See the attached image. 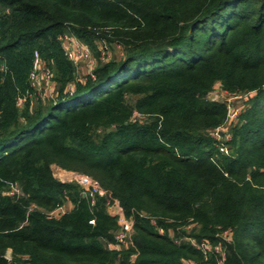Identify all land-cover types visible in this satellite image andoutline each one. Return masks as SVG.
<instances>
[{
	"label": "trees",
	"instance_id": "trees-1",
	"mask_svg": "<svg viewBox=\"0 0 264 264\" xmlns=\"http://www.w3.org/2000/svg\"><path fill=\"white\" fill-rule=\"evenodd\" d=\"M63 33L121 54L79 79ZM36 50L56 93L22 109ZM218 84L243 98L235 118ZM53 164L119 201L133 245L109 248V196ZM187 237L264 264V0H0V264H219Z\"/></svg>",
	"mask_w": 264,
	"mask_h": 264
},
{
	"label": "rangeland",
	"instance_id": "rangeland-1",
	"mask_svg": "<svg viewBox=\"0 0 264 264\" xmlns=\"http://www.w3.org/2000/svg\"><path fill=\"white\" fill-rule=\"evenodd\" d=\"M67 34H69V33H67ZM100 46L102 48L101 55H97L94 52V50H92L89 46L88 47L90 48V53L87 56L84 53H82V56H81V52H78L77 56H76V53H74V55L72 57H70L64 51L65 55L69 59H71L74 62V64L76 65V67H77V72L76 73H77V77L79 79L80 78L81 79H85L84 77H86V75L88 73H92V71L95 68V66L97 65L99 59H105L108 56L121 54V49H120V47L118 45L114 44V45H110L109 48L108 47L105 48V46H103L102 43H100ZM38 65L39 66L35 70L36 71V76L34 78L30 77L31 88L28 89L26 94L22 97V98H24L22 103L18 102V105L22 109L25 107V101H26L25 98H27V97L31 98V101L38 102L41 98L42 99H46V98L51 97L52 95H54L56 93V83L53 80L54 71L43 60L40 52H39ZM218 87H220L219 84L217 86V89L212 91L209 94V97L211 99L220 100V101H224V100L228 99L227 100L228 104L231 105L230 106V108H231L230 116L236 110L240 111L241 108L244 106L243 98L242 97L240 98V96L231 95L229 92L225 91L221 87L218 89ZM70 88H74V85H71ZM135 115L142 116L140 113L135 114ZM52 170H53V173H54L55 177L60 179V180H62V181H70L72 173H80V172H77V171L66 170V169L62 168L61 166H59L57 164H53L52 165ZM83 174H85V173H83ZM86 175H88V174H86ZM6 191H7V189L5 190V192ZM22 192H23V190H22ZM8 194L12 195L9 192H8ZM23 195H24V192L19 194L18 196H23ZM63 207H64V209H67V208L71 207V204L67 203ZM53 210H51V211H53ZM108 211H109L110 214H112V213L117 214V213L121 212V210L118 208V204L117 203H115L114 201H110L109 202V197H108ZM47 212L49 214L50 211H47ZM124 213H125L124 210H122V214L123 215H125ZM114 214H112V215H114ZM125 217H126V215H125ZM117 219H118V222H119V217H117ZM127 220L132 224V227H133V223H134L133 219L132 218H127ZM192 228H193L192 225H186V226H183L181 229H186L188 232H191ZM213 247H214V245H213ZM216 247L219 248L217 250L219 253L221 251H223V247H222V245L220 243L216 244ZM6 256L9 259H12V249L11 248L7 250Z\"/></svg>",
	"mask_w": 264,
	"mask_h": 264
},
{
	"label": "built area",
	"instance_id": "built-area-1",
	"mask_svg": "<svg viewBox=\"0 0 264 264\" xmlns=\"http://www.w3.org/2000/svg\"><path fill=\"white\" fill-rule=\"evenodd\" d=\"M59 39L63 44L65 53L69 55L70 57H72L74 53H76V56H77L78 52H81V56H82V53H84L86 56L90 53V48L86 44L82 43L80 39L76 37L75 35L63 33V34H60ZM38 62H39V51L36 50L34 53L33 69L30 74V77L32 78L36 76L35 70L39 66ZM23 100L24 98L20 97L18 99V102L22 103ZM230 106L231 105L229 104V113L231 112ZM239 112H240L239 110H236L235 112L231 114V116L235 118L239 114ZM221 133L222 132L220 131V129L217 128L212 132V135L215 138L219 139L221 138ZM70 181H75L81 187L84 195H88L91 197L92 203L95 202L98 196H104L107 194L109 196V202L114 201L115 203L118 204V208L121 210V212L117 213L118 215L114 213L112 214L119 217L118 223L121 229L117 232L115 236V240L109 244V248L116 250V251H120L123 248H127L133 245V241H132L133 227H132V224L127 220L126 218L127 216L125 217V215L122 214L123 209L120 206L119 201L117 199L112 198L111 195L108 194L109 192L104 190L98 184V182L94 178L90 177L89 175H86L83 173L82 174L72 173ZM8 192L12 195H15V194L19 195L23 193L21 187L15 183L10 184V188ZM65 211L66 209H64V207H59L57 209H54L53 211H50L48 215L50 217H54V216L64 213ZM217 236L221 237L223 240H231L230 231L218 232ZM186 239L189 240L192 245L202 250L206 256H208L210 253L217 252L218 253V263L219 264L224 263V260H225L224 252L221 251L219 253L217 251L219 249L218 247L216 246L213 247L211 243L205 242V241L197 242L192 237H187Z\"/></svg>",
	"mask_w": 264,
	"mask_h": 264
},
{
	"label": "crops",
	"instance_id": "crops-1",
	"mask_svg": "<svg viewBox=\"0 0 264 264\" xmlns=\"http://www.w3.org/2000/svg\"><path fill=\"white\" fill-rule=\"evenodd\" d=\"M70 208V207H69Z\"/></svg>",
	"mask_w": 264,
	"mask_h": 264
}]
</instances>
